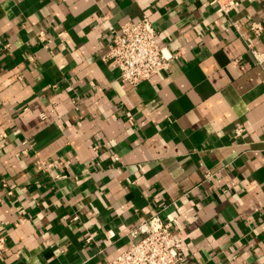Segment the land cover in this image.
Returning <instances> with one entry per match:
<instances>
[{"label":"crops","instance_id":"crops-1","mask_svg":"<svg viewBox=\"0 0 264 264\" xmlns=\"http://www.w3.org/2000/svg\"><path fill=\"white\" fill-rule=\"evenodd\" d=\"M211 2L0 0V264H107L155 212L192 264H264V71L247 47L264 53V0ZM144 15L180 56L133 86L102 57Z\"/></svg>","mask_w":264,"mask_h":264},{"label":"built area","instance_id":"built-area-1","mask_svg":"<svg viewBox=\"0 0 264 264\" xmlns=\"http://www.w3.org/2000/svg\"><path fill=\"white\" fill-rule=\"evenodd\" d=\"M211 3L217 5L218 13L227 16L233 9L231 0H212ZM232 24L237 30L240 29L238 23ZM249 26L255 34L264 32V24L261 22L254 21ZM37 38L46 45L51 41L44 30L37 33ZM247 47L255 64L264 71V53L251 42H248ZM179 56V52L174 53L168 48L150 18L144 15L138 20L127 21L113 32L108 51L102 59L118 70L121 79L137 86L157 73H171L172 60ZM243 132L239 128L236 135L240 136ZM115 158L119 160L118 155ZM37 165L48 171L53 163L38 160ZM214 176L209 171L204 174L205 180H211ZM78 219L79 214L76 213L73 220ZM25 220L21 218V222ZM129 235L132 239L129 247L108 260L107 264H192L185 253L182 239L168 228L159 212L132 229ZM7 237V233L0 231V252L8 249Z\"/></svg>","mask_w":264,"mask_h":264}]
</instances>
